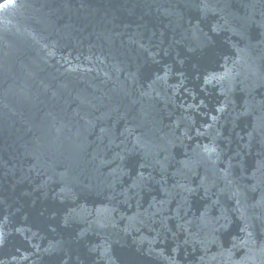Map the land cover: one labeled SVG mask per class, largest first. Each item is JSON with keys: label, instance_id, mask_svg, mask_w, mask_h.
<instances>
[{"label": "water", "instance_id": "obj_1", "mask_svg": "<svg viewBox=\"0 0 264 264\" xmlns=\"http://www.w3.org/2000/svg\"><path fill=\"white\" fill-rule=\"evenodd\" d=\"M0 264H264V0H0Z\"/></svg>", "mask_w": 264, "mask_h": 264}]
</instances>
